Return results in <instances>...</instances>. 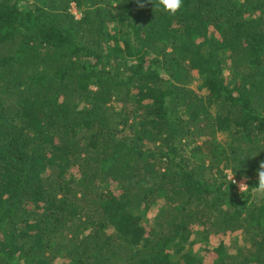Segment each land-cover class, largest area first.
I'll return each mask as SVG.
<instances>
[{"label":"trees","instance_id":"16d2710c","mask_svg":"<svg viewBox=\"0 0 264 264\" xmlns=\"http://www.w3.org/2000/svg\"><path fill=\"white\" fill-rule=\"evenodd\" d=\"M140 3L0 0V264H264V0Z\"/></svg>","mask_w":264,"mask_h":264},{"label":"clouds","instance_id":"9594fccd","mask_svg":"<svg viewBox=\"0 0 264 264\" xmlns=\"http://www.w3.org/2000/svg\"><path fill=\"white\" fill-rule=\"evenodd\" d=\"M140 3V0H137ZM149 3L154 5V9L162 10L167 12L169 15H176L184 8V0H148ZM140 6L143 7V3H140ZM261 169L258 171V187L261 190H264V163L261 164ZM23 264V261H21Z\"/></svg>","mask_w":264,"mask_h":264},{"label":"rangeland","instance_id":"374dc122","mask_svg":"<svg viewBox=\"0 0 264 264\" xmlns=\"http://www.w3.org/2000/svg\"><path fill=\"white\" fill-rule=\"evenodd\" d=\"M73 11L75 12L77 17L81 16L80 12H78L74 7H73ZM237 185L239 187V190H243L246 187V182H245V180H241V181H238Z\"/></svg>","mask_w":264,"mask_h":264}]
</instances>
